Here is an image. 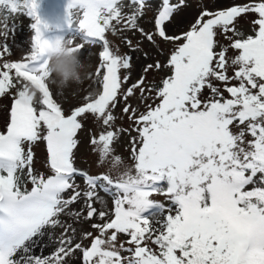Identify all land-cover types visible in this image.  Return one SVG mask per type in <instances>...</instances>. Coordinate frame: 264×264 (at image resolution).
I'll return each instance as SVG.
<instances>
[{
	"label": "snow or ice",
	"instance_id": "obj_1",
	"mask_svg": "<svg viewBox=\"0 0 264 264\" xmlns=\"http://www.w3.org/2000/svg\"><path fill=\"white\" fill-rule=\"evenodd\" d=\"M189 6V0H161L152 30H145L140 20L148 0H70L68 25L102 51L89 74L96 90L69 97L65 107L50 88L49 25L38 0H0L5 27L14 14H26L34 30L30 53L0 64V96L16 92L0 132V264H75L74 258L81 264H264V0L201 6L186 30L169 34L168 24ZM247 16L254 17L248 35L238 27ZM127 31L170 46L166 63L143 69L167 70L159 85L141 76L123 88L130 77L121 70L131 69L132 57L114 49L106 33ZM83 47L71 51L82 54ZM230 49L238 54L229 57ZM8 51L4 45L0 58ZM137 90L154 92L159 102L138 113L127 103ZM121 99L140 137L132 149L134 174L130 169L113 179L78 170L77 133L89 115L105 129L90 138L100 163L116 156L113 144L123 130L115 129L113 110ZM39 141L47 145L48 176L34 168L32 146ZM77 175L86 190L75 185ZM101 191L113 198L111 212ZM153 193L169 205L151 199ZM78 202L84 207L74 212ZM37 239L51 240L53 251L34 255Z\"/></svg>",
	"mask_w": 264,
	"mask_h": 264
},
{
	"label": "rangeland",
	"instance_id": "obj_2",
	"mask_svg": "<svg viewBox=\"0 0 264 264\" xmlns=\"http://www.w3.org/2000/svg\"><path fill=\"white\" fill-rule=\"evenodd\" d=\"M247 0H189L190 6L184 8L179 14L175 16V19L168 24L169 34H178L182 30H186L191 22L194 21L197 11L200 7H206L209 10H218L233 5L234 3H244ZM61 11L60 14L54 18L49 19L47 24L49 28L44 33L48 36H56L51 31H55L59 27V24L66 23L68 25L65 17L68 14V5L70 0H60ZM149 7L145 11V15L141 18L140 24L145 30H152L154 23V16L156 15L157 9L160 7L161 0H148ZM126 11L128 9H125ZM254 17L247 16L240 20L238 25L240 31L244 32L246 35L252 34L250 21ZM33 22L26 14H14L7 20V27L4 26L3 14H0V32H6L7 35H0V52L3 51L4 45H7L9 51L4 53L3 57L0 58V63L4 61L7 62H17L22 61L26 55L30 53L32 38L34 36V30L31 28ZM69 29L64 32L65 38L73 39V46L83 44L84 47L81 50L82 54H77L80 61L83 62L85 68L78 65H70L66 71L68 74L67 85L62 84V76L56 71H50V66L48 65L49 71L52 73V84L50 88L53 92L54 99L58 102L64 103L67 107V99L71 97L76 100L79 97L86 95L88 92H94L96 90V78L93 76L89 78V74L95 73L96 69L99 67L101 60L99 53L102 51V46L100 43L90 44L79 37V29L77 25H68ZM44 34V35H45ZM75 36V37H73ZM107 39L110 41L111 46L115 49H119L120 54H126L132 57V67L130 70H121V76L128 75L129 81L127 84L123 85V88L131 86L132 83L137 81L141 76H145L146 84L148 85H159L160 81L168 74L167 70L157 71L155 69L149 70L147 73L143 72L144 67L148 63H153L154 61H160L161 63H166L167 57L170 53V46L162 43L152 44L148 42L140 32L138 31H127L113 35L112 33H106ZM129 39L132 41L134 46L129 48L125 40ZM222 42L227 44L226 41ZM138 46V47H137ZM147 53V57H145ZM238 52L236 50L230 49L228 52L229 57H234ZM232 74V69H229V75ZM77 78L82 80V83H77ZM218 87L223 90V85L219 82H215ZM16 95L15 90L0 96V128H5L7 121L9 119L10 107L13 102V98ZM205 96L210 95L209 90H205ZM228 94L225 92V96ZM159 101L155 98L154 92H145L143 96L137 90L135 95L129 98L127 101L132 107L136 108L138 113H143L146 111V105L151 104L155 106ZM125 107V102L121 99L120 103L113 110V115L116 117L115 129L123 130L120 132L119 139L114 142L113 149L115 157H106L102 164L100 163L97 152L94 150L93 145L90 143V138L97 136L101 131L105 129L91 116L89 115L87 120L83 121V127L77 133L78 148L74 150V166L92 176H97L104 173H109L113 179L122 176L126 172L133 169L134 174V159L132 149L138 147L140 137L136 130L137 125L133 119L129 118V114L123 112ZM4 130V129H3ZM133 139L137 141L133 144ZM34 152V168L35 170L45 176L51 175L52 172L48 165L47 160V145L44 141H39L32 146ZM122 158V159H121ZM75 185L79 190H86L87 186L85 184L84 178L77 175L74 177ZM31 184H28V189L30 190ZM72 195L71 192L65 193V198ZM102 200L105 202L106 210L111 212L113 208V198L104 192H100ZM151 199L159 203L169 205V201L165 195L160 193H153ZM84 207L82 202H78L72 206L73 211L80 210ZM96 207L101 209V204L97 203ZM67 219V218H66ZM71 223V220H68ZM99 219H95L92 223H100ZM79 227V225H77ZM84 229L92 231L90 223H85L83 225ZM98 235V233H95ZM55 235H59L57 231ZM126 240L124 235H121V242ZM88 244V241H84ZM37 246V255H49L53 251V244L51 240H46L45 243H41L39 239L32 245L33 248ZM127 246V245H126ZM75 259V264H81L79 259Z\"/></svg>",
	"mask_w": 264,
	"mask_h": 264
},
{
	"label": "clouds",
	"instance_id": "obj_3",
	"mask_svg": "<svg viewBox=\"0 0 264 264\" xmlns=\"http://www.w3.org/2000/svg\"><path fill=\"white\" fill-rule=\"evenodd\" d=\"M73 44L70 39H66L62 36H55L48 39L46 51L49 56L50 71H56L62 76V84L67 85L68 74L66 69L70 65H78L85 68L82 61L76 52L71 51ZM83 81L77 78V83Z\"/></svg>",
	"mask_w": 264,
	"mask_h": 264
},
{
	"label": "trees",
	"instance_id": "obj_4",
	"mask_svg": "<svg viewBox=\"0 0 264 264\" xmlns=\"http://www.w3.org/2000/svg\"><path fill=\"white\" fill-rule=\"evenodd\" d=\"M38 3H39V8H38V14H39V16L41 17V19H42V21H44L45 22V17H44V15H43V11H42V4H43V2H42V0H38ZM29 17V16H28ZM30 18V17H29ZM30 20L33 22V20L30 18ZM5 62V61H4ZM1 64V63H0ZM9 92H11V90L9 91ZM0 132H1V129H0Z\"/></svg>",
	"mask_w": 264,
	"mask_h": 264
},
{
	"label": "bare ground",
	"instance_id": "obj_5",
	"mask_svg": "<svg viewBox=\"0 0 264 264\" xmlns=\"http://www.w3.org/2000/svg\"><path fill=\"white\" fill-rule=\"evenodd\" d=\"M37 246H35V248H33V254L37 255V250H36Z\"/></svg>",
	"mask_w": 264,
	"mask_h": 264
}]
</instances>
